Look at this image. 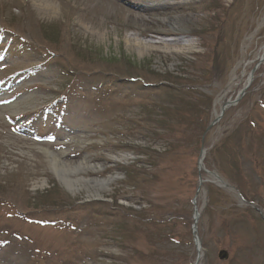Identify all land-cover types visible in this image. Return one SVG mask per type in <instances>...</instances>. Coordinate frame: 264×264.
Masks as SVG:
<instances>
[{
  "label": "rangeland",
  "instance_id": "374dc122",
  "mask_svg": "<svg viewBox=\"0 0 264 264\" xmlns=\"http://www.w3.org/2000/svg\"><path fill=\"white\" fill-rule=\"evenodd\" d=\"M125 1L178 2L152 18L188 49L128 46L159 26L122 5L0 0V264H194L195 210L199 264H264V0Z\"/></svg>",
  "mask_w": 264,
  "mask_h": 264
},
{
  "label": "bare ground",
  "instance_id": "6f19581e",
  "mask_svg": "<svg viewBox=\"0 0 264 264\" xmlns=\"http://www.w3.org/2000/svg\"><path fill=\"white\" fill-rule=\"evenodd\" d=\"M102 2L105 4L113 3L128 7L130 13L136 15L139 21H141L139 23H143L144 21H146L152 26L155 25L159 26L158 27L159 29L152 30V32H149L147 28L136 29V32L138 31V34L137 35L135 34L133 38H129L126 40V44L127 45L129 44L128 46L141 48L146 52L149 50L152 51L158 47L169 48L173 45H179L182 46L184 49H188V44L184 40H182V37L186 38L190 36L191 32L189 30L183 31L182 29L180 30L179 28H177L176 27L178 20L177 18L176 19L169 18L165 22L157 21L152 18L154 15L167 16V15H171L172 12H176V11L181 12L182 6L178 2H174L170 5H167V7L164 8V10H157L154 6H148L147 2H145L144 4L142 3L134 4L128 1L126 2L125 0H102ZM52 12L55 13V9L53 7L47 6L46 8H44V13L51 14ZM142 15L146 16L147 18L144 20ZM91 33L94 34V36H97L99 40H102L104 38V34L99 32L98 30L91 31ZM182 33H186V34H182ZM156 37H160L162 39H160L156 43L137 40V38H142L143 40L152 41L155 40ZM163 38H170V40L168 41L163 40ZM44 155L45 158L47 159V163L50 166V169L54 177L62 184V186L65 187V189L69 192L78 190V187L76 186V182L71 181L69 175L80 172H87L90 167H88L86 161L81 160L75 165L72 163L62 162L61 160L66 156L58 157L48 151H45ZM113 180H114L113 177H108L107 179L101 181L92 182L91 186L96 192L102 191L103 188L106 187V185L110 184Z\"/></svg>",
  "mask_w": 264,
  "mask_h": 264
},
{
  "label": "water",
  "instance_id": "95a60500",
  "mask_svg": "<svg viewBox=\"0 0 264 264\" xmlns=\"http://www.w3.org/2000/svg\"><path fill=\"white\" fill-rule=\"evenodd\" d=\"M253 72H254V70L251 71V73H250V77L252 76ZM227 105H230V103H227L226 105H224V107H223V109H222V113H223L224 109L227 107ZM222 113H221V114H222ZM202 157H203V151L201 152V158H202ZM200 165H201V160L199 161V167H200ZM197 219H198V214H197V212H196V210H195L194 223H193V225H192V233H193V235H194V239L196 240V244H195V246H196V251H197V253H199V250H200V242L197 240V237H196V221H197ZM198 258H199V255H197V261H196L195 264H198ZM218 258H219L220 260H226V258H227V253H226L225 251H220V252L218 253Z\"/></svg>",
  "mask_w": 264,
  "mask_h": 264
}]
</instances>
